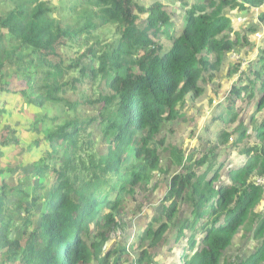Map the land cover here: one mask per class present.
<instances>
[{"label":"trees","instance_id":"trees-1","mask_svg":"<svg viewBox=\"0 0 264 264\" xmlns=\"http://www.w3.org/2000/svg\"><path fill=\"white\" fill-rule=\"evenodd\" d=\"M166 1L0 0V83L20 80L25 103L51 115L8 169L21 179L0 185V264H125V246L102 248L160 180L130 264H153L162 248L179 249L178 264H223L242 230L255 246L226 264H264V47L245 70L228 59L264 24L262 11L235 30L229 12L264 0ZM223 77L234 79L225 103L186 156L168 130ZM19 141L1 137L0 148Z\"/></svg>","mask_w":264,"mask_h":264},{"label":"rangeland","instance_id":"rangeland-1","mask_svg":"<svg viewBox=\"0 0 264 264\" xmlns=\"http://www.w3.org/2000/svg\"><path fill=\"white\" fill-rule=\"evenodd\" d=\"M159 1L167 4L166 0ZM234 1L239 3V0ZM140 2L148 5L153 3L154 0H140ZM236 11L237 7L231 10L228 14L232 20L233 29L235 30H237V23L233 19V16L234 12ZM262 11H264V6L258 9L249 10L245 14L246 16H251V21L254 23L257 22L258 14ZM250 24L251 23H249V20H247L244 26L247 28L248 26H251ZM249 37L251 45L253 44V46L249 48L248 52L243 51L241 54L230 53L228 56L230 63H240V70H245V68L247 69L250 61L257 57V51L264 47V24H262L257 33L250 34ZM7 76L2 77V82L0 83L1 88L10 90V93L2 94V96H0V106L3 104L5 107V112L0 113V138L4 137L5 141L20 140V147L6 146L5 148H0L2 149L0 150V156L4 155L2 158H0V185L2 182H4L5 184L7 183L11 186L15 185L18 179H21L22 177L19 171L14 172L13 174L8 171L9 168L14 169L15 167L21 165L22 156L19 154L20 149H26V147L22 146V143H24L28 148L32 141L29 136L31 137L32 135H35L34 127H37L38 130L42 128L40 121L38 124H35V122L38 120V118H43L46 120V125H48L51 115L48 114V118H46L45 111H39L34 106L27 105L24 98L22 97L25 95L24 84L15 77H12L8 80ZM237 76L238 75H236L235 78ZM7 80L8 87L5 85ZM233 80L234 79L229 80L226 77H223L219 88H216L215 90L209 89L203 98L193 103H186V106H184L182 109L183 119L179 120V123L172 127L173 132H169L168 130L167 135L170 136L171 144H180L186 156H189L191 150L195 147L196 140L198 138L196 135L201 132V129L204 126L206 120H208L210 117L212 110L213 115L219 114V110L216 108V106L218 104L219 106L224 105ZM240 106L241 105H238L239 108ZM251 112H253V106ZM261 117H264V111H262L258 119ZM216 154L220 155L221 160L225 156L224 152H220L217 149ZM239 156L240 153L238 152L228 155L225 161L227 163L225 168L228 169L230 165H234L236 162H239ZM157 184L158 187L154 190L152 197L142 200L139 207H135L134 203L132 202L128 204L126 209V215L128 217H124L122 220V229H119L118 231L109 235L108 242L102 248V254L108 251L117 252L125 246L126 251H130L128 253L120 254V257L125 264H130L132 262L133 258H135V255L138 252L135 246H131L132 241L135 240L138 234L144 231L149 218L154 212L158 202L161 200L163 193L166 191L163 181L160 180L157 182ZM262 190L263 199L261 203H264V189L262 188ZM263 209L264 207L261 208L260 205L257 212L262 211ZM247 235L248 233L242 230L233 239L231 247L223 255V264L234 262L239 258H244L249 252L252 251L253 247L255 246V242L250 240ZM162 249L150 251V253L154 254V258L152 259L153 264H178L180 259L176 257V253L179 251V249H176L172 252H165ZM180 249L185 250V242L180 245ZM181 260H183V258Z\"/></svg>","mask_w":264,"mask_h":264},{"label":"crops","instance_id":"crops-1","mask_svg":"<svg viewBox=\"0 0 264 264\" xmlns=\"http://www.w3.org/2000/svg\"><path fill=\"white\" fill-rule=\"evenodd\" d=\"M245 13H247V12H241V13H239L238 10L236 12H234L233 19L237 23V30H240L244 26V24L247 22V20H251V16H246ZM263 207H264V203H261V208H263Z\"/></svg>","mask_w":264,"mask_h":264},{"label":"built area","instance_id":"built-area-1","mask_svg":"<svg viewBox=\"0 0 264 264\" xmlns=\"http://www.w3.org/2000/svg\"><path fill=\"white\" fill-rule=\"evenodd\" d=\"M256 184L264 189V178L256 179Z\"/></svg>","mask_w":264,"mask_h":264},{"label":"clouds","instance_id":"clouds-1","mask_svg":"<svg viewBox=\"0 0 264 264\" xmlns=\"http://www.w3.org/2000/svg\"><path fill=\"white\" fill-rule=\"evenodd\" d=\"M239 2H240V0H239ZM244 7H247V5H244ZM250 10H252V9H250ZM257 179H259V178H257ZM255 185L258 186V185L256 184V180H255ZM258 187H261V186H258Z\"/></svg>","mask_w":264,"mask_h":264}]
</instances>
